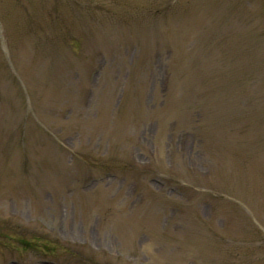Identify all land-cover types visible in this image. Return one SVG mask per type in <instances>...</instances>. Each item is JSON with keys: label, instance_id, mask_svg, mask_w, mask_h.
Wrapping results in <instances>:
<instances>
[{"label": "rangeland", "instance_id": "rangeland-1", "mask_svg": "<svg viewBox=\"0 0 264 264\" xmlns=\"http://www.w3.org/2000/svg\"><path fill=\"white\" fill-rule=\"evenodd\" d=\"M263 31L264 0H0V264H264Z\"/></svg>", "mask_w": 264, "mask_h": 264}, {"label": "trees", "instance_id": "trees-1", "mask_svg": "<svg viewBox=\"0 0 264 264\" xmlns=\"http://www.w3.org/2000/svg\"><path fill=\"white\" fill-rule=\"evenodd\" d=\"M249 2V1H248ZM244 3H246V1H244ZM249 4H250V2H249ZM154 5V7H155V3L153 4ZM168 9V10H171L172 9V6H171V3H168V5H165V6H163L162 5V7L159 9V11H161V10H163V9ZM155 8H153V10H154ZM156 10V9H155ZM263 33H264V31L262 32V36H263ZM261 36V37H262ZM249 86V85H248ZM247 86V87H248ZM250 87V86H249ZM219 160V159H218ZM219 161H221L222 162V160H219ZM42 241H44V239H42Z\"/></svg>", "mask_w": 264, "mask_h": 264}]
</instances>
